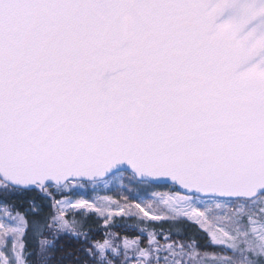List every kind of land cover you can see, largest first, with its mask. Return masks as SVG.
Returning a JSON list of instances; mask_svg holds the SVG:
<instances>
[{"label": "snow or ice", "instance_id": "obj_1", "mask_svg": "<svg viewBox=\"0 0 264 264\" xmlns=\"http://www.w3.org/2000/svg\"><path fill=\"white\" fill-rule=\"evenodd\" d=\"M0 264H264V0H0Z\"/></svg>", "mask_w": 264, "mask_h": 264}, {"label": "rangeland", "instance_id": "obj_2", "mask_svg": "<svg viewBox=\"0 0 264 264\" xmlns=\"http://www.w3.org/2000/svg\"><path fill=\"white\" fill-rule=\"evenodd\" d=\"M161 191H163V190H161ZM118 194H119V188L114 189V190H112V191L101 190V191H99V192H97V193H89V195L92 196V197H96V196H105V195H107V196H112V197H114V198H115Z\"/></svg>", "mask_w": 264, "mask_h": 264}, {"label": "trees", "instance_id": "obj_3", "mask_svg": "<svg viewBox=\"0 0 264 264\" xmlns=\"http://www.w3.org/2000/svg\"><path fill=\"white\" fill-rule=\"evenodd\" d=\"M191 234V229L188 230V232L186 233V236L185 238H187V235H190ZM99 238V237H98ZM200 245H201V248L203 249L204 246H205V241L203 239H200ZM209 251H212L211 249H209Z\"/></svg>", "mask_w": 264, "mask_h": 264}]
</instances>
